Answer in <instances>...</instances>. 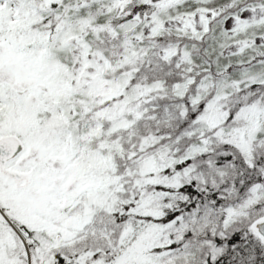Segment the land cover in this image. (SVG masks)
<instances>
[{"label": "snow or ice", "instance_id": "1", "mask_svg": "<svg viewBox=\"0 0 264 264\" xmlns=\"http://www.w3.org/2000/svg\"><path fill=\"white\" fill-rule=\"evenodd\" d=\"M0 264H264V0H0Z\"/></svg>", "mask_w": 264, "mask_h": 264}]
</instances>
